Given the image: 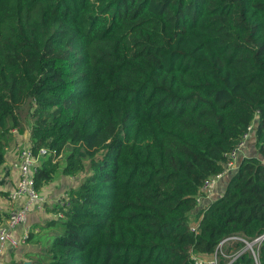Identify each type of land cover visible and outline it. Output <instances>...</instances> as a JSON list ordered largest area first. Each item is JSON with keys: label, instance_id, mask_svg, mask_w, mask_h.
<instances>
[{"label": "trees", "instance_id": "trees-1", "mask_svg": "<svg viewBox=\"0 0 264 264\" xmlns=\"http://www.w3.org/2000/svg\"><path fill=\"white\" fill-rule=\"evenodd\" d=\"M249 125L258 157L190 228ZM12 129L44 150L36 191L82 173L29 264H224L222 239L264 233V0H0V165Z\"/></svg>", "mask_w": 264, "mask_h": 264}, {"label": "crops", "instance_id": "crops-1", "mask_svg": "<svg viewBox=\"0 0 264 264\" xmlns=\"http://www.w3.org/2000/svg\"><path fill=\"white\" fill-rule=\"evenodd\" d=\"M14 130V129H13ZM11 130V142L10 145L4 151V161L0 165V193H6L11 190L14 186L17 178L16 171L12 168L11 164L16 158L17 148L29 141V135L27 130L23 131L22 135L25 138L22 142V135H15L16 129ZM14 133H13V132ZM25 133V135H24ZM28 139H27V138ZM244 156H256L257 152L254 147L253 137L248 135L244 146L238 151L237 160ZM264 163V159L262 160ZM231 170L230 172H232ZM229 172V173H230ZM228 174H224L216 183L211 198H202L200 205L196 206L189 218L193 224L195 219V212L201 207H204L209 201L218 196L226 183ZM82 173L75 175H64L57 174L53 179L43 184L38 190V193L45 199V203L41 207L36 205L31 206L26 212L25 220L22 224L16 226L11 230L10 234L13 238L18 239L24 226L28 230L27 239L24 242L18 243L15 247H8L0 253V264H29L35 261L39 253L43 252L47 245L48 230L44 224L54 217V210L57 205H60V198L66 192L67 189L75 187ZM5 195L0 194V218L3 222L8 215V212L14 208L22 205L24 202L23 198L10 201Z\"/></svg>", "mask_w": 264, "mask_h": 264}, {"label": "built area", "instance_id": "built-area-1", "mask_svg": "<svg viewBox=\"0 0 264 264\" xmlns=\"http://www.w3.org/2000/svg\"><path fill=\"white\" fill-rule=\"evenodd\" d=\"M251 125L247 126L246 131L241 135L240 140L235 145V147L227 153V161L225 162L223 169L218 173L211 175L203 180L199 188V194L196 196V206L200 205L201 199L211 198L213 190L217 181L224 175L228 174L231 170L236 167V158L238 151L244 146L246 139L248 138ZM13 130V129H12ZM15 130V129H14ZM13 130V131H14ZM12 131V132H13ZM14 133V132H13ZM31 148L27 145H20L17 148L16 158L11 164L12 168L15 169L17 178L15 180L14 186L6 194V197L10 201H14L19 198H23L24 202L21 206L14 208L8 212L6 219L0 223V253L7 249L8 247H15L18 243L24 242L28 236V230L26 226L23 227L21 234L18 239L11 236L10 232L16 226L22 224L25 220L26 212L28 209L36 205L41 207L45 203V199L34 189L33 172L35 169L36 158L33 156ZM37 157L44 154L43 149H39L37 152ZM66 204V203H65ZM56 217H61V213H57ZM195 224H191L190 228H193ZM264 238V233L257 235L250 242H246L239 236H231L222 239L217 246L220 247L225 242H232L236 240L242 241L246 244L251 252V255L256 262V252L251 248L252 245L258 244ZM232 240V241H231ZM217 248V247H216ZM191 259L193 264H203L201 257L191 254ZM209 264L215 263V252L213 257L207 262Z\"/></svg>", "mask_w": 264, "mask_h": 264}, {"label": "rangeland", "instance_id": "rangeland-1", "mask_svg": "<svg viewBox=\"0 0 264 264\" xmlns=\"http://www.w3.org/2000/svg\"><path fill=\"white\" fill-rule=\"evenodd\" d=\"M22 115V114H21ZM16 132V134L15 135H22L23 133L22 132H19V131H15ZM24 135H25V133H24ZM27 138V137H26ZM21 139H22V142L24 141V137H23V135L21 136ZM28 139V138H27ZM22 145H28L29 147H30V145H29V141L28 142H26V143H24V144H22ZM19 148V147H18ZM64 152H66V150L64 151ZM33 156L36 158V163H38L39 162V159H40V156L39 157H37V154L36 153H34L33 154ZM63 161H64V154H62V156L61 157H59L58 159H57V162L61 165V164H63ZM58 164V165H59ZM59 167V166H58ZM0 194H2V195H5L6 193H0ZM191 223V222H190ZM192 224V223H191ZM193 224H194V222H193ZM55 232L56 231H51V230H48V235H47V243H48V240L50 239V237L53 235V234H55ZM232 241V240H231ZM229 242V241H228ZM226 243V244H223V245H220V247L219 246H217V253H220V254H222L223 256V259L225 260V263L224 264H233V260L238 256V255H240L242 252H245V251H248V252H250V249H249V247L246 245V244H241V245H239L238 247H233V249H232V247L231 248H228L227 249V252H226V247L230 244H232L233 243V241L232 242H229V243ZM222 246V247H221ZM251 248L256 252V247L254 248V247H252L251 246ZM229 251V252H228ZM216 259H218V254H216ZM211 258L210 257H201V260L204 262V263H207V262H209V260H210Z\"/></svg>", "mask_w": 264, "mask_h": 264}]
</instances>
